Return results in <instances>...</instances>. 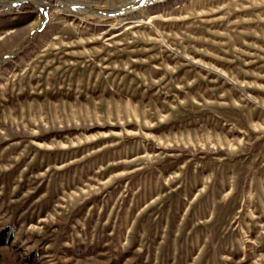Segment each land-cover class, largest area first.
Instances as JSON below:
<instances>
[{
    "label": "rangeland",
    "instance_id": "1",
    "mask_svg": "<svg viewBox=\"0 0 264 264\" xmlns=\"http://www.w3.org/2000/svg\"><path fill=\"white\" fill-rule=\"evenodd\" d=\"M0 264H264V0H0Z\"/></svg>",
    "mask_w": 264,
    "mask_h": 264
},
{
    "label": "built area",
    "instance_id": "2",
    "mask_svg": "<svg viewBox=\"0 0 264 264\" xmlns=\"http://www.w3.org/2000/svg\"><path fill=\"white\" fill-rule=\"evenodd\" d=\"M153 1V0H152Z\"/></svg>",
    "mask_w": 264,
    "mask_h": 264
}]
</instances>
